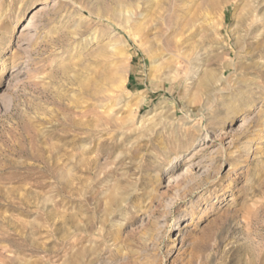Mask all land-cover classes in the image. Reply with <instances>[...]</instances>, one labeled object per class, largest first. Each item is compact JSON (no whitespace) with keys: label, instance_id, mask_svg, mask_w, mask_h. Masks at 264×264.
Returning <instances> with one entry per match:
<instances>
[{"label":"rangeland","instance_id":"1","mask_svg":"<svg viewBox=\"0 0 264 264\" xmlns=\"http://www.w3.org/2000/svg\"><path fill=\"white\" fill-rule=\"evenodd\" d=\"M0 70V264H264V0H0Z\"/></svg>","mask_w":264,"mask_h":264},{"label":"bare ground","instance_id":"2","mask_svg":"<svg viewBox=\"0 0 264 264\" xmlns=\"http://www.w3.org/2000/svg\"><path fill=\"white\" fill-rule=\"evenodd\" d=\"M45 2V1H44ZM44 2H42L41 4H44ZM39 8H41V7H39ZM42 9V8H41ZM30 19V18H29ZM20 20H21V18H18L17 20H16V25L20 22ZM32 23V21L31 20H29L28 21V23H27V25H30ZM26 25V27H28ZM34 37V36H33ZM0 72H1V70H0ZM260 130V132H264V121H263V126L259 129ZM239 131V128H238V126H234V127H229L228 129H227V131L225 132V137L228 139H230V141H229V143H228V146L231 148V146L233 145V143H232V139H231V137L233 138V136H235L236 135V132H238ZM248 142V141H247ZM251 142V141H250ZM249 144V143H248ZM248 144H246L247 146H245L244 147V152L245 153H247V152H249L250 150H251V148L248 146ZM262 144V142L261 141H259L258 143H256V144H254V145H257V146H259V145H261ZM233 155V154H232Z\"/></svg>","mask_w":264,"mask_h":264}]
</instances>
